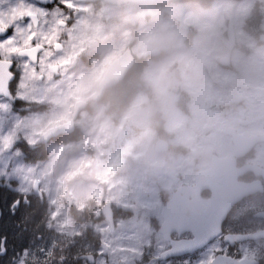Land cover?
<instances>
[{
    "label": "flooded vegetation",
    "instance_id": "af4514ba",
    "mask_svg": "<svg viewBox=\"0 0 264 264\" xmlns=\"http://www.w3.org/2000/svg\"><path fill=\"white\" fill-rule=\"evenodd\" d=\"M218 1L173 0L143 6L134 2L72 0L78 11L62 32V47L54 57L63 63L51 78L45 76L34 82L35 94L26 93V101L17 100L7 114L13 117L10 125L19 121L18 126L26 116L18 120L16 114H32V120L46 115L59 119L51 128L69 123L78 101L87 102V107L76 116L72 132L48 143H43L41 135L30 148L21 142L24 157H30L32 162L45 160L50 144L66 148L84 146L83 113L87 112L97 130L121 127L132 131L130 150L149 145L147 151L153 153L155 162H150L149 157L143 159L140 171L136 172L125 166L128 157L116 167L111 164L112 157L99 153L97 159L93 158L96 167L92 181L79 172L86 167L83 162L68 167L63 204L73 232L63 233L62 252L45 253L59 257L60 262L48 263L197 264L222 247L227 248L229 257L243 255L246 264H264V0H223V7L218 6ZM214 6L220 9L218 15H213ZM187 15H191L192 22L186 20L182 28L177 18ZM194 16L203 18L204 29L191 25L198 22ZM213 25L215 32L211 34ZM229 26L233 30L232 44L227 37ZM149 41L155 47L146 48ZM140 46L144 53L138 58L135 50ZM129 51L134 65L122 80L103 92L100 80L97 93L87 100L82 99L93 93L82 91L79 86L77 92L83 98L76 99L68 108L71 82L75 78L82 81L87 73L97 70L89 59L107 55L106 52H117L114 58H118ZM148 51L160 54L144 58ZM170 57H179L172 61L176 67L188 61H198L199 66V78L191 87H186L178 75V83L164 90L175 97L171 110L166 112L157 104L154 90L151 98L137 90L134 98L146 100L137 107L132 100L126 107L120 104V108L106 101L112 97L111 90L123 82L129 99L132 82L137 78L130 75L131 71L137 68L142 73L149 60ZM221 59H226V66L220 64ZM138 79L139 83L144 82L141 76ZM57 84H62L64 91L54 96L53 102L51 97L36 94ZM12 87L15 91V82ZM35 100L42 101V105ZM92 103L96 108H92ZM134 108L143 111V125L138 128L134 127L130 113ZM171 120L177 122V128L169 133L165 123ZM143 129L142 135H137ZM104 142L111 149L118 146L113 140ZM159 142L160 150L156 148ZM66 158L67 162L76 161L79 153ZM217 159L221 160V168L212 171ZM132 162L133 159L129 163ZM204 172V180H198ZM89 182L94 186L93 195L84 194L78 187ZM107 204L109 207L104 210ZM108 213L111 218L110 214L106 218ZM193 230L215 236L207 251L157 259L175 241L190 239ZM216 259L222 260L219 253Z\"/></svg>",
    "mask_w": 264,
    "mask_h": 264
},
{
    "label": "snow or ice",
    "instance_id": "6c2138e0",
    "mask_svg": "<svg viewBox=\"0 0 264 264\" xmlns=\"http://www.w3.org/2000/svg\"><path fill=\"white\" fill-rule=\"evenodd\" d=\"M76 11L78 9L72 0H0V113H9L17 100L26 101L25 94L33 88L34 82L45 76L51 78L63 63L54 57L62 47L60 36L69 27ZM14 82L15 91L12 87ZM18 123L9 132L0 133V154L10 151L18 141ZM0 181L4 187L19 194V198L9 206L10 217L17 216L22 202L26 208L31 206L29 189L23 186L26 181L22 169L9 163L0 170ZM12 181H17L15 189ZM36 212L37 209L32 208L12 222H6L0 213V264H41V257L45 256L43 248L38 249L41 257L33 256L32 249L19 248L15 242L19 233L14 229L23 225V231H26ZM214 242L215 236L193 230L190 239L175 241L157 259L166 260L201 249L207 251ZM217 253L221 255V261L216 259ZM229 260L232 264H237V261L246 264L243 255L229 257L227 248L222 247H217L207 259H199L197 264H224Z\"/></svg>",
    "mask_w": 264,
    "mask_h": 264
},
{
    "label": "rangeland",
    "instance_id": "374dc122",
    "mask_svg": "<svg viewBox=\"0 0 264 264\" xmlns=\"http://www.w3.org/2000/svg\"><path fill=\"white\" fill-rule=\"evenodd\" d=\"M218 6L223 7L225 1L219 0L217 2ZM215 5V3H214ZM217 6H214L212 9L213 15H218L220 9ZM191 15L178 17V22L180 23V27H184L186 25V20L191 23L192 21L189 19ZM221 17V16H220ZM198 22H194L191 24L192 26L199 27L200 29H204L206 24L203 21V18L200 19L199 16H194ZM211 34L215 32V26H211L210 28ZM146 48H153L155 47V43L153 41H149L148 44L145 46ZM142 49L137 52V49ZM134 52L138 56H142L144 53V47H138ZM107 55H101L100 57H94L93 59H89L92 65H97V70L94 73H87L85 78L82 81H79L75 78L70 85V91L68 94V108L70 109L73 102L78 98H83L82 94L77 92L79 86H82V91L89 90L93 94H90L87 98L82 100H87L92 98L98 91H96V85L101 80L102 76L104 75L107 67L111 62L114 61L115 55L117 52H106ZM178 59L170 57L166 60V58H160L158 61L149 60L148 65L144 68L141 79L147 84V87L151 90V96L153 97V90L155 91L157 104H160L163 108L166 109V112L172 109L174 96L171 92L167 91H158L155 84V75L157 74V69L160 66H170L169 71L174 72L176 70V66H173L172 61ZM166 60V61H164ZM164 61V62H162ZM162 62V63H160ZM198 63V61H197ZM196 63V65H197ZM179 74H177L178 76ZM176 76V77H177ZM199 78V77H198ZM172 90V89H170ZM64 89L62 88V84L55 85L51 90H43L42 92L37 91V95L43 98L51 97L53 102V97L56 95H60ZM96 91V92H95ZM95 92V93H94ZM35 91L31 89L27 92L28 96H33ZM141 95V93H139ZM138 95V94H137ZM136 95V96H137ZM143 95V94H142ZM135 96V98H136ZM133 98L132 102H134V107L141 106L142 103H146V100L142 97L135 99ZM38 104L42 105V101L35 100ZM154 101L152 102V104ZM92 108H96V106L92 103ZM58 111H56V114ZM131 115L133 117V124L134 127H139L143 125L142 114L143 111H137L135 108L131 110ZM2 114L4 117H2ZM84 132H85V139L86 143L81 144L79 147H70L66 148L65 146H56L54 144H50L47 149L49 151L48 158L41 162H31L32 160L30 157H25L21 149V142L25 143L27 148H30L32 144L36 143L40 140L41 135L44 133L46 129L50 126L55 125L60 122V120H54L49 116H43L38 119L32 120V114L26 113L24 115H15V118H25L22 120L20 126L17 127V133L19 136L18 141L13 145L12 149L8 152H4L0 154V170L9 163L11 165L17 166L22 169L23 178L26 183L23 185L29 189L30 194L33 195V192L36 193L39 197L44 198L47 205H48V227L51 228L54 232L57 233H66L70 234L73 232V223H70L68 220L66 207L64 206L63 202L66 200L65 192L63 188L65 173L68 169L74 168L82 163L86 166L84 169L79 170L82 173V176L87 178V180H93V173H95V163L94 160L98 158L100 154L106 157H112L110 161L111 164L114 166H120L124 161L125 157H128V163L125 166H129L132 171H140L141 161L149 157L150 162H155L152 159L153 153L147 151L149 145H140L138 150H130L133 143L130 142L131 137L133 136L132 131L124 130L121 127L117 128H104L105 131L97 130L98 128L93 125L92 122L89 121L88 113L84 112ZM12 115H8L5 113H0V133H7L12 130L13 125H10V120L12 119ZM16 121V119H13ZM89 123L91 127H88ZM165 127L169 133L173 132L177 128L176 121H170L169 123H165ZM144 129L139 131L137 135H142ZM116 134V137H114ZM104 136L103 138L101 136ZM113 140L116 141V147L111 149V145H105L104 141ZM103 141V142H102ZM147 142L148 141L147 138ZM86 144H88L87 149ZM122 144V146H120ZM19 153L16 155V153ZM79 153V158L76 161H69L67 162V155L72 153ZM100 153V154H99ZM88 157H90L88 159ZM96 158V159H93ZM134 162L129 163L131 160ZM125 183H132L126 179H120ZM0 185H3L2 181H0ZM132 185H134L132 183ZM17 186V181H12V187L15 189ZM79 189L84 194H95L94 186L92 182L89 183H81L78 185ZM13 193L19 195L16 191Z\"/></svg>",
    "mask_w": 264,
    "mask_h": 264
},
{
    "label": "trees",
    "instance_id": "16d2710c",
    "mask_svg": "<svg viewBox=\"0 0 264 264\" xmlns=\"http://www.w3.org/2000/svg\"><path fill=\"white\" fill-rule=\"evenodd\" d=\"M139 69L134 68L130 75L137 77L132 82V95L127 99V88L125 87V82L120 83L115 87L112 92V97H109L106 101L112 104V107L120 108V104H124V107L133 100L136 96V92L144 93L146 95H151L150 88L147 87L145 82L139 83L138 77L141 76ZM137 86H140L137 88ZM108 92V91H107ZM19 198V195L13 193L12 190L7 189L3 185H0V213L3 214V218L6 222H12L18 220L26 211H31L32 208H36V215L33 217L32 221L28 223L27 230L23 231V225L19 228H15L14 231L19 233L16 238V243L19 248L28 247L33 250V256L41 257L38 249L43 248L45 253H60L63 251L64 236L61 233L54 232L48 227V205L45 200H42L39 196L35 194L29 195V200L32 202L29 208H26L23 202L21 203L16 217H10L9 206L11 202ZM7 227V225H6ZM39 237V239L37 238ZM60 262L59 257L43 256L41 257V264H50L48 262ZM59 264V263H54Z\"/></svg>",
    "mask_w": 264,
    "mask_h": 264
},
{
    "label": "water",
    "instance_id": "95a60500",
    "mask_svg": "<svg viewBox=\"0 0 264 264\" xmlns=\"http://www.w3.org/2000/svg\"><path fill=\"white\" fill-rule=\"evenodd\" d=\"M94 1V0H91ZM108 3H116V4H121V3H126V2H134L139 5L143 6H152V5H161L165 4L169 1L173 0H104ZM227 37L228 40L230 41V44L233 42V30L232 27L229 26L227 30ZM160 54V51H148L145 53L144 58L150 56V57H156ZM220 64L222 66H226V59H221ZM134 65V58L131 55L130 51L129 52H123L118 58H116L107 68L106 72L104 73L101 81H100V88L102 92L106 90L107 88H110L114 86L117 82L122 80L127 72L133 67ZM87 107V102L85 101H78L75 106H74V113L72 116V120L69 123H64L59 126L52 127L48 129L44 134H43V142L48 143L50 140L57 138L61 134H67L73 131V123L78 116V114L84 110ZM162 142H159L156 145V148L160 150V144ZM221 160H216L213 162L212 171H217L221 168ZM205 173H202L198 176V180H204ZM106 207L104 208L107 209L109 205H105ZM109 214H106V218H109ZM111 218V214H110ZM205 224V223H203ZM214 236V235H213Z\"/></svg>",
    "mask_w": 264,
    "mask_h": 264
},
{
    "label": "clouds",
    "instance_id": "9594fccd",
    "mask_svg": "<svg viewBox=\"0 0 264 264\" xmlns=\"http://www.w3.org/2000/svg\"><path fill=\"white\" fill-rule=\"evenodd\" d=\"M169 67L160 66L157 69L155 84L158 91H164L168 87H174L178 83L176 80L177 74H179L180 81L184 82L186 87H191L199 77V66L191 61L180 62L174 72H170Z\"/></svg>",
    "mask_w": 264,
    "mask_h": 264
},
{
    "label": "bare ground",
    "instance_id": "6f19581e",
    "mask_svg": "<svg viewBox=\"0 0 264 264\" xmlns=\"http://www.w3.org/2000/svg\"><path fill=\"white\" fill-rule=\"evenodd\" d=\"M7 228V227H6ZM19 245V244H18Z\"/></svg>",
    "mask_w": 264,
    "mask_h": 264
}]
</instances>
